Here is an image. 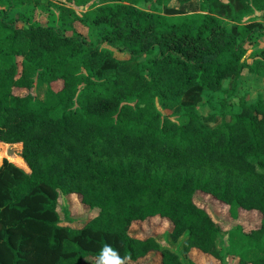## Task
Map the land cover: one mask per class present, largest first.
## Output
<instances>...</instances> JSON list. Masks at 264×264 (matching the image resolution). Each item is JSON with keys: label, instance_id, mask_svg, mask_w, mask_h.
Segmentation results:
<instances>
[{"label": "trees", "instance_id": "trees-1", "mask_svg": "<svg viewBox=\"0 0 264 264\" xmlns=\"http://www.w3.org/2000/svg\"><path fill=\"white\" fill-rule=\"evenodd\" d=\"M42 1L0 0V143L21 145L0 166V264H183L162 234L219 261L227 235L228 257L264 264V98L234 102L245 72L264 82V48H247L264 38V0H65L56 28L22 11ZM56 82L43 100L14 93ZM60 193L98 216L60 225ZM197 193L259 226L225 230ZM157 216L169 231L130 233Z\"/></svg>", "mask_w": 264, "mask_h": 264}, {"label": "rangeland", "instance_id": "rangeland-1", "mask_svg": "<svg viewBox=\"0 0 264 264\" xmlns=\"http://www.w3.org/2000/svg\"><path fill=\"white\" fill-rule=\"evenodd\" d=\"M63 2L65 0H43L41 4L37 7L35 6H26L22 8V11L29 18L31 24H40L44 26H52L57 27V17L58 11L54 8L53 5H56L59 2ZM171 6L178 7V5L173 2ZM195 7L198 6V2L195 3ZM191 9H195L190 7ZM87 8L77 9L78 12L86 11ZM4 9L0 8V17ZM16 13H13L11 17H15ZM22 26V22H19V27ZM76 28L87 40H92V33L85 27L80 24L76 25ZM248 54H251L258 48H264V38L255 37L251 44L247 45ZM115 56L122 60L128 61L130 56L126 53H119L115 51ZM62 88V82H56L51 86H36L29 89H16L14 91L17 96H33L37 99H44L46 93L49 89L54 91H58ZM260 95L264 98V82L261 79L256 78L253 75L245 72L242 77L240 91L237 98L234 100L235 104H238L239 99L246 97L249 102L255 101ZM200 112L206 115L207 111L204 108L200 109ZM171 112H165V115L171 116ZM21 151V145H7L4 143H0V166L2 165L4 159H10V156H13L14 151ZM17 166H20L27 170L26 164L18 158L17 160H13ZM195 203L201 206H205L210 215L214 220L219 222L221 226L225 230H229L236 225H241L244 230L250 231L252 228H256L259 226V222L261 220L260 214L256 212H246L239 211L238 218L234 220L230 214V208L226 205H223L220 202L215 201L212 197L207 196L202 193H197L194 198ZM57 212L60 216V225L65 227H71L73 229L82 228L87 222L91 221L95 217L98 216L99 210L96 208H90L89 206L83 204L82 198L80 195L72 194V195H64L60 193L58 199ZM171 228V224L165 222L163 218L157 216L150 218L146 222H135L132 225L130 233L136 238H145L150 235H159L166 231H169ZM166 236V238H163ZM162 237V239H161ZM161 237H158L159 242L162 247H170L175 250L183 260V264H189V262H193L194 264H239L238 259L234 257H228L227 250L229 248V240L227 235H222L219 240V250L223 255V260L219 261L212 258L209 255L203 254L199 251L201 256L197 254H191L188 256V259L185 258L182 252V243L186 238H183L178 245H172L168 242V235L162 234ZM167 240V241H166ZM88 264H114L111 259H97V258H88L86 260ZM135 264H160V253H153L149 255L147 258L139 260Z\"/></svg>", "mask_w": 264, "mask_h": 264}, {"label": "crops", "instance_id": "crops-1", "mask_svg": "<svg viewBox=\"0 0 264 264\" xmlns=\"http://www.w3.org/2000/svg\"><path fill=\"white\" fill-rule=\"evenodd\" d=\"M160 235V234H159ZM162 236V235H161ZM161 236H159V237H161ZM161 239H162V237H161ZM167 248H170V247H167ZM171 249V248H170ZM173 250V249H172ZM175 251V250H174ZM197 254L198 256H201L200 254H199V251H197V250H192L190 253H189V256L191 255V254ZM151 254H153V253H151ZM151 254H149V255H151ZM148 255V256H149ZM148 256H146L145 258H147ZM144 259V258H143ZM160 260H161V257H160Z\"/></svg>", "mask_w": 264, "mask_h": 264}]
</instances>
